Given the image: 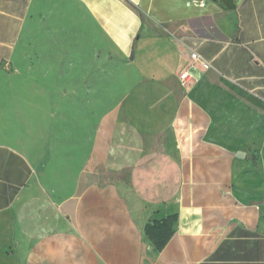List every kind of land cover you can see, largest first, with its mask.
<instances>
[{
    "label": "crops",
    "instance_id": "1",
    "mask_svg": "<svg viewBox=\"0 0 264 264\" xmlns=\"http://www.w3.org/2000/svg\"><path fill=\"white\" fill-rule=\"evenodd\" d=\"M110 58L130 84L114 196L90 175ZM16 65L0 82V264H264V0H0V76ZM172 215L157 251L146 226Z\"/></svg>",
    "mask_w": 264,
    "mask_h": 264
},
{
    "label": "rangeland",
    "instance_id": "2",
    "mask_svg": "<svg viewBox=\"0 0 264 264\" xmlns=\"http://www.w3.org/2000/svg\"><path fill=\"white\" fill-rule=\"evenodd\" d=\"M109 62L110 63L108 64L107 89H106V101H107L106 145L102 146L100 149V151L103 153L102 155H100L101 162H106V164L104 169L101 170L93 169L92 171H90V175H91L92 184L94 185L92 187L94 194H99V192L101 193V190H105L104 193H106L107 195L114 196L116 194L115 192L116 182L120 179H125L129 177V174L131 173L128 171H121L115 169L116 162H120L122 159L120 144L127 143L130 137V131H131L130 124H127V122L118 123L116 121L117 114L118 117L119 118L122 117L124 121L126 117L125 114L127 115L129 114V107L126 108L128 110V112H126L122 106L123 104L122 101H124V99H126L129 94L128 88L130 87V84L124 83V81H126L124 77H122L124 80L122 82V80L120 79L122 75L118 73V70H116V68H114L112 58L109 59ZM23 72H25L24 69ZM25 77L28 76L26 75L23 76V78ZM19 80H20V73L17 65L7 70V73H5L4 75L0 76V82H4V83L6 82L18 83ZM8 93L17 94L18 92L15 91ZM93 136L94 134L92 132V140H94ZM44 141H47V139L46 140L44 139ZM91 150L92 151L95 150L93 146ZM29 157L36 160L35 162L39 165V167L43 171L47 167L50 159V156H41V155H33V154H30ZM91 161L92 163L93 162L97 163L98 156L92 155ZM61 166L62 168L66 167L65 164L64 165L62 164ZM61 166H56L54 168L55 170L53 171V173L58 175V176H53L56 179H61L59 178V175L62 173L67 174V171L59 170V167ZM95 166L97 168H100V166H98L97 164Z\"/></svg>",
    "mask_w": 264,
    "mask_h": 264
},
{
    "label": "trees",
    "instance_id": "3",
    "mask_svg": "<svg viewBox=\"0 0 264 264\" xmlns=\"http://www.w3.org/2000/svg\"><path fill=\"white\" fill-rule=\"evenodd\" d=\"M177 218L176 215H172L160 221L153 220L146 226V236L155 245L157 251H162L173 236V227Z\"/></svg>",
    "mask_w": 264,
    "mask_h": 264
},
{
    "label": "built area",
    "instance_id": "4",
    "mask_svg": "<svg viewBox=\"0 0 264 264\" xmlns=\"http://www.w3.org/2000/svg\"><path fill=\"white\" fill-rule=\"evenodd\" d=\"M191 57L195 62H200L203 66H205L206 68H209V66L206 64V62L203 60V58L199 54H197L196 52H192ZM188 78H189L188 73H185L181 76V79L185 80V82L188 81Z\"/></svg>",
    "mask_w": 264,
    "mask_h": 264
},
{
    "label": "water",
    "instance_id": "5",
    "mask_svg": "<svg viewBox=\"0 0 264 264\" xmlns=\"http://www.w3.org/2000/svg\"><path fill=\"white\" fill-rule=\"evenodd\" d=\"M237 157H243V158H244L245 156H244V154H242V153H238V154H237Z\"/></svg>",
    "mask_w": 264,
    "mask_h": 264
}]
</instances>
